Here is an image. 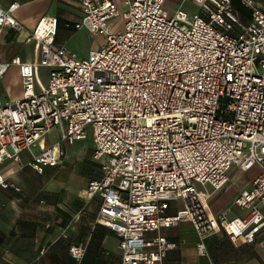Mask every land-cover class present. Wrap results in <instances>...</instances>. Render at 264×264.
<instances>
[{
	"label": "built area",
	"instance_id": "obj_1",
	"mask_svg": "<svg viewBox=\"0 0 264 264\" xmlns=\"http://www.w3.org/2000/svg\"><path fill=\"white\" fill-rule=\"evenodd\" d=\"M183 1L198 11L180 4L169 16L166 0H122L123 10L116 0H80L74 29L103 38L87 57L56 47L58 18L41 17L27 41L40 44L47 86L37 91L34 65L17 60L22 98H0V163H21L27 152L41 173L60 164L61 145L92 138L101 177L85 194L100 197L96 221L119 237L121 264H168L176 243L163 231L183 221L198 231L200 255L215 230L234 244L264 235V2ZM233 1L249 9L248 22ZM18 7L0 5V36L5 27L24 29ZM54 128L59 142L48 145ZM233 168L257 171L233 200L246 214L211 216L205 187L226 190ZM0 188L20 191L1 172ZM172 201L183 207L168 216ZM69 252L80 262L85 247Z\"/></svg>",
	"mask_w": 264,
	"mask_h": 264
},
{
	"label": "crops",
	"instance_id": "obj_2",
	"mask_svg": "<svg viewBox=\"0 0 264 264\" xmlns=\"http://www.w3.org/2000/svg\"><path fill=\"white\" fill-rule=\"evenodd\" d=\"M79 1L0 0L3 8L12 3L19 4L13 16L24 26L21 32L5 27L0 36V65H7L0 76L3 103L18 101L23 95L17 60L34 65L37 91L47 86L49 70L40 65V44L27 41L41 17L58 18L56 47L65 46L80 57H87L89 51L99 47L97 39L86 30L74 29V23L82 15ZM116 3L124 9L122 0H116ZM184 3L187 1H180V4ZM233 5L243 21L248 22L250 18L244 13L246 8L238 1H233ZM88 141L91 148L85 149L83 145ZM45 142L57 144L59 129H52ZM74 145L68 150L66 163L45 167L41 173L28 165L27 152L22 153L21 163L12 159L0 163L1 174L20 188L19 192L13 188H0V264H121L119 237L96 221L100 197L85 194L88 181L101 177L100 166L92 160V138ZM234 170L235 177L229 176L226 190L214 191L209 185L205 187L211 195L209 215L216 217L225 213L227 219H232L246 214L233 205V200L241 190L250 187L257 171ZM182 207L181 201H172L166 214L175 215ZM163 233L169 241L176 243V248L168 253V264H264V249L259 244L264 235L252 243L234 244L222 230H215L203 238L206 254L200 255L197 246L201 238L190 221H183ZM75 244L85 247L80 262H76L69 252Z\"/></svg>",
	"mask_w": 264,
	"mask_h": 264
},
{
	"label": "rangeland",
	"instance_id": "obj_3",
	"mask_svg": "<svg viewBox=\"0 0 264 264\" xmlns=\"http://www.w3.org/2000/svg\"><path fill=\"white\" fill-rule=\"evenodd\" d=\"M180 1L181 0H166L165 10L168 12L169 16H171L180 7ZM181 7H182L183 10L188 11V12H194L195 13V12L198 11V9L196 8V6H194L190 2L184 3ZM244 13L247 15V17L250 18V11H249L248 8H246V11ZM115 21L117 22V25L120 26V28L123 30V28H124V21L122 19H120V18H117ZM92 38L97 39V41L99 42L98 43L99 46L103 43V38L100 37V36H93ZM53 133H55V132H53ZM61 146H62V150H63V155H62V157L60 159V161H61L60 163L61 164H64L67 161L66 160V156L68 154V150L71 149V148H73V147H75V145L74 144L73 145H68L67 147L65 145H61ZM83 146H84L85 149L91 148L90 141H88L87 143H85ZM36 147L33 149V151L35 153L38 152V148H36ZM234 172H236L234 170V168L231 169L230 172H229V176L230 177L231 176L235 177Z\"/></svg>",
	"mask_w": 264,
	"mask_h": 264
},
{
	"label": "bare ground",
	"instance_id": "obj_4",
	"mask_svg": "<svg viewBox=\"0 0 264 264\" xmlns=\"http://www.w3.org/2000/svg\"><path fill=\"white\" fill-rule=\"evenodd\" d=\"M211 216H213V215L211 214Z\"/></svg>",
	"mask_w": 264,
	"mask_h": 264
}]
</instances>
